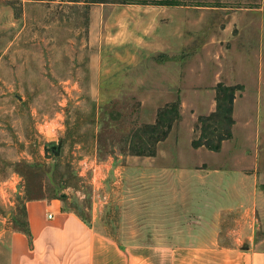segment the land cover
Instances as JSON below:
<instances>
[{
    "label": "rangeland",
    "instance_id": "rangeland-1",
    "mask_svg": "<svg viewBox=\"0 0 264 264\" xmlns=\"http://www.w3.org/2000/svg\"><path fill=\"white\" fill-rule=\"evenodd\" d=\"M87 1L0 0V234L55 198L123 264L264 240V0ZM219 84L242 89L215 151L199 119ZM176 103L166 139L142 135Z\"/></svg>",
    "mask_w": 264,
    "mask_h": 264
},
{
    "label": "crops",
    "instance_id": "crops-1",
    "mask_svg": "<svg viewBox=\"0 0 264 264\" xmlns=\"http://www.w3.org/2000/svg\"><path fill=\"white\" fill-rule=\"evenodd\" d=\"M90 62L91 74L99 83L100 73L107 69L101 70L99 54ZM26 214L30 235L19 230L0 234V264H123L116 259L114 244L75 213L66 212L60 199L27 201ZM241 238L186 249L158 246L153 250L158 259L153 258L152 264H160V254L166 251L167 264H264V240Z\"/></svg>",
    "mask_w": 264,
    "mask_h": 264
},
{
    "label": "trees",
    "instance_id": "trees-1",
    "mask_svg": "<svg viewBox=\"0 0 264 264\" xmlns=\"http://www.w3.org/2000/svg\"><path fill=\"white\" fill-rule=\"evenodd\" d=\"M104 2L106 3L108 2V0H102V1L88 0L85 3L91 4V3H104ZM241 89H242L241 86H226L224 84H219L217 86L216 88L217 110L211 115L207 117H201L199 119V123L201 125L200 126L201 136L198 146L203 145V146H207V148L211 150L218 151L220 150L223 141L232 138L233 136L232 126L234 125V120L232 117L233 106L236 100V92ZM178 106L179 105L176 103L170 105V107L167 108L168 111H165L166 109L160 110L156 124L154 126H146L145 128H142L141 129L142 135L144 136H146L147 134H149V136L153 135L152 137L155 139L156 143L166 139L169 134V130L171 128L172 123L179 118ZM165 123H167L168 125L166 126L167 129L163 130L162 132L157 131L160 127H163ZM138 135L139 134H137V136ZM150 153H152L153 155L154 151L153 152L148 151L147 153L144 152L142 149L139 150V155H145ZM27 200L31 201L32 199H27ZM63 202H66V200H63ZM64 210L66 212H72L70 211L69 208H65ZM72 213H75L78 217H80L83 221L86 222L85 218L80 213L78 212H72ZM22 231L25 232V234L30 235L31 233H30L29 224H27L26 229Z\"/></svg>",
    "mask_w": 264,
    "mask_h": 264
},
{
    "label": "water",
    "instance_id": "water-1",
    "mask_svg": "<svg viewBox=\"0 0 264 264\" xmlns=\"http://www.w3.org/2000/svg\"><path fill=\"white\" fill-rule=\"evenodd\" d=\"M60 149H61L60 146L52 145V146L46 148V153H48V154L49 153H53L55 155H59L60 154Z\"/></svg>",
    "mask_w": 264,
    "mask_h": 264
}]
</instances>
